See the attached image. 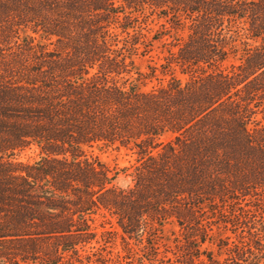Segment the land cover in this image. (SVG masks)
<instances>
[{"label":"trees","instance_id":"obj_1","mask_svg":"<svg viewBox=\"0 0 264 264\" xmlns=\"http://www.w3.org/2000/svg\"><path fill=\"white\" fill-rule=\"evenodd\" d=\"M101 211L151 248L173 224L172 264H264V0H0V264L90 263Z\"/></svg>","mask_w":264,"mask_h":264},{"label":"rangeland","instance_id":"obj_2","mask_svg":"<svg viewBox=\"0 0 264 264\" xmlns=\"http://www.w3.org/2000/svg\"><path fill=\"white\" fill-rule=\"evenodd\" d=\"M162 22V20L155 17H150L147 20V27L142 33L150 40L151 36L160 30L159 25ZM181 37V32L171 31L160 41L150 43L151 47L148 54L134 57L136 67L142 72H147V66L162 64L163 58L167 56V51L170 49L175 51V48L171 47L175 43L173 39ZM157 74L158 79H163L161 80L163 83L169 78L168 76L162 77L159 72ZM177 76L185 80L184 76L178 74ZM157 84V80H152L145 84L144 89H150ZM260 118V114L255 116V120H260ZM253 125L250 124L249 128H252ZM86 155L88 158L97 159L103 163L112 171L111 173H117L115 181L117 186L131 185L129 174L132 170L130 166L134 165L136 161V155L133 151L115 146L92 147L86 149ZM38 158L39 153L34 146L25 149L17 157L19 161L25 163H31ZM123 169H127V171L123 172ZM92 228L96 232L95 241L87 246L84 252H81L82 256L91 258V262L85 264H97L95 261L101 257L107 261V264H172L177 241L181 240L177 227L173 224L166 225L161 233V239L156 242V246L153 247L155 249H153L148 247L145 241L139 242L123 236L115 220L110 218L104 211H101L99 216H95Z\"/></svg>","mask_w":264,"mask_h":264}]
</instances>
